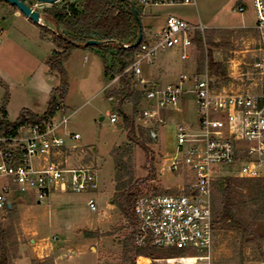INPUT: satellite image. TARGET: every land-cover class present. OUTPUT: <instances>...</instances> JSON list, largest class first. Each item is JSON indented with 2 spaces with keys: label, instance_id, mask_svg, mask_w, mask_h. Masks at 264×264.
<instances>
[{
  "label": "rangeland",
  "instance_id": "374dc122",
  "mask_svg": "<svg viewBox=\"0 0 264 264\" xmlns=\"http://www.w3.org/2000/svg\"><path fill=\"white\" fill-rule=\"evenodd\" d=\"M244 1L248 9L242 18L250 25L255 24L252 0ZM44 8L46 6H42L40 12ZM232 18L240 19L239 13ZM218 40V47L212 49V59L224 66L226 75L213 77L215 88L220 90L218 92L234 93L248 89L249 79L255 78L252 63L258 55L254 32H235L220 36ZM94 52L88 49V55H71L64 64L69 86L65 97L67 107L64 110L61 107L53 118L58 121L68 117L59 135L77 134L79 140L73 142L66 137L67 147L51 160L62 168H93L97 190L81 194L56 193L40 201L23 194L20 195L22 204L12 199L11 213L0 210V264H136L138 257L134 259L124 249V241L132 230L131 222L113 204L115 166L111 152L116 147L130 150L123 161L132 171V192L138 191L137 198L149 191L151 195L178 194L189 181L186 172H171L169 166L177 155V127L192 129L197 126L195 104L187 102L185 107H180V112L166 111L163 123H159L142 118V102L135 110L126 102L121 109L133 122L132 135L117 112L119 96L104 98L105 93L119 89V80L109 81L104 76L102 63ZM191 55V62L182 64L183 70L191 63L195 68L198 66V50ZM15 59L21 64L24 76L35 72L34 64L25 57L16 55ZM46 74L49 76L48 72ZM8 99L6 89L0 86V109L4 103L5 108ZM111 113L117 115L115 124L109 121ZM11 120H15L14 117ZM139 127L152 133L151 142L140 136ZM136 140L146 142L148 153L134 143ZM219 175L213 183V199L217 197L216 183L233 178L243 198L235 195L232 211L250 235L243 236L241 230L230 227L215 230L211 264H264V209L261 202H250L247 188L253 185L228 168H221ZM88 199L94 200L95 212L87 207ZM87 233L93 237H87Z\"/></svg>",
  "mask_w": 264,
  "mask_h": 264
},
{
  "label": "built area",
  "instance_id": "2783aa9c",
  "mask_svg": "<svg viewBox=\"0 0 264 264\" xmlns=\"http://www.w3.org/2000/svg\"><path fill=\"white\" fill-rule=\"evenodd\" d=\"M193 3L194 0H139L142 8ZM252 5L258 55L252 63L255 78L249 79L248 89L218 92L207 67L203 73L181 74L176 84L160 86L146 81L141 75L143 62L172 49H179L180 60L188 61L197 35L204 41L203 25L191 26L173 16L166 18L160 34L140 43L134 62L123 72L142 93V118L163 123L166 111L180 112L184 95L192 98L197 111L195 128L177 127V155L169 166L171 172H186L188 183L178 194L139 196L132 209L134 246L174 250L178 256L138 257L136 264L140 260L145 264H211L212 189L221 168L243 179L264 180V0H252ZM237 12L242 13L243 8ZM116 80L119 77L113 81ZM109 121L115 124L117 115L111 113ZM67 122L68 117L58 121L52 118L21 126L13 135H0V210L9 205L13 194L32 192L40 201L55 192L81 194L97 190L93 168H62L51 160L67 147L66 137L73 142L79 140L77 134L59 135ZM87 207L96 211L93 199L87 201Z\"/></svg>",
  "mask_w": 264,
  "mask_h": 264
},
{
  "label": "trees",
  "instance_id": "16d2710c",
  "mask_svg": "<svg viewBox=\"0 0 264 264\" xmlns=\"http://www.w3.org/2000/svg\"><path fill=\"white\" fill-rule=\"evenodd\" d=\"M0 1L3 2L2 0ZM131 5H134L139 17L140 10L136 7V4L130 3L128 0H83L79 6L65 3L63 5L52 4L50 7L44 8L41 14L53 27V31L43 26H37L41 30V37L48 39L54 47V51L47 61L46 67L48 75L58 80V86L51 91L47 110L42 115H35L28 110H22L14 123H8L5 121L4 103L0 109V135H13L14 131L21 126L45 123L55 116L68 93V78L64 64L76 49L94 50L102 63L104 76L109 81L119 77V89L105 93L104 98L108 100L116 95L119 96L117 112L125 127L134 135L133 122L121 109L122 105L128 102L135 110L139 108L142 102V93L136 91L132 86L131 79L123 75V72L134 62L135 56L140 51V45L136 48L132 47L137 39L138 29L131 13ZM212 36V32H205L204 41L200 38H196L193 41L199 52L197 72L203 73L205 67H207L211 76L225 77L224 66L221 63L214 62L212 59L210 49L218 46L212 42ZM144 40L142 35L141 42H144ZM88 41H95L100 44L85 47ZM124 46L127 47L124 48ZM205 48L209 50L206 51ZM0 86L5 88L1 81ZM138 130L140 136L142 138L145 137L146 142L152 141V133L143 131L140 127ZM134 143L143 152L148 153V149L144 143H140L138 140ZM122 150L124 151L125 149L116 147L111 152V157L115 166V197L113 204L117 206L121 215L131 222L132 226L130 235L124 241V249L134 259L136 257L152 259L177 257L178 253L174 250H160L149 245L142 248L134 246L135 224L134 218H130V214H132L138 191L132 192V171L129 167H126V163L123 161L124 157L130 153V150L127 149L124 154L119 155L120 152H123ZM124 178L127 179L124 181ZM244 182L253 185L247 188L250 202L253 204L261 202L264 209V181L246 180ZM235 183L236 181L233 178L223 179L222 183H216V199H213L212 192L214 231L230 227L241 230L243 236H249L250 234L244 229L240 220L234 216L232 211L235 195L240 194L243 198L242 192L237 188L238 186ZM149 193L150 191L145 195H151ZM4 210L11 213L12 208L10 209L8 206H5ZM86 236L93 237L89 233Z\"/></svg>",
  "mask_w": 264,
  "mask_h": 264
},
{
  "label": "crops",
  "instance_id": "0c3cea01",
  "mask_svg": "<svg viewBox=\"0 0 264 264\" xmlns=\"http://www.w3.org/2000/svg\"><path fill=\"white\" fill-rule=\"evenodd\" d=\"M128 1L136 4V7L140 10L139 20L145 40H150L155 35L160 34L164 29L165 20L169 16L185 21L191 26L203 25L206 29L205 32L213 33L212 42L216 45L219 44L218 38L220 36L224 37L235 32H254L252 29L254 24L250 25L242 18V15L248 9L244 0H194L193 4L186 6H155L146 8L140 7L139 0ZM82 2L83 0H58L55 4L71 3L79 6ZM26 3L29 7L39 12L42 6H46V8L50 6L37 0L27 1ZM240 7L243 8V12L239 13L240 19L235 20L232 17L237 14V9ZM39 26L53 31V27L44 19L42 14ZM0 31V81L9 95L7 105L4 108L5 121L14 123L22 110H28L35 115L44 114L47 110L49 95L58 86V80L46 74V63L54 51L53 45L48 39L41 37V30L37 24L29 21L16 8L1 1ZM254 34L256 36L255 32ZM193 45L194 47L189 51L190 58L188 61H181L180 50L172 49L174 52L169 50L158 53L150 62H143L140 66L142 77L153 85L163 86L176 84L181 74H192L197 71V67L195 68L192 63L184 70L181 68L182 64L191 62V54L196 50L194 42ZM214 48L210 49L211 54ZM256 49L257 43L255 51ZM87 51L88 49H76L71 55H88ZM16 55H21L22 58L25 57L34 64L35 72H32V75H23V72L20 71L21 64L15 61ZM144 66L148 67L145 68ZM183 98V107L186 106L187 102H193L188 95H184ZM61 107L63 110L67 107L65 99ZM163 114L162 119L164 120ZM12 117L15 120H11ZM56 193L59 192L52 193L51 196ZM27 194L36 197L35 193L29 192ZM12 199L18 201L19 204L23 203L20 195L13 194L10 198V209L12 208Z\"/></svg>",
  "mask_w": 264,
  "mask_h": 264
},
{
  "label": "water",
  "instance_id": "95a60500",
  "mask_svg": "<svg viewBox=\"0 0 264 264\" xmlns=\"http://www.w3.org/2000/svg\"><path fill=\"white\" fill-rule=\"evenodd\" d=\"M2 1L16 8L24 17H26L33 24L40 25V16H41L40 12L32 9L26 3L27 1H33V0H2ZM37 1L40 3L52 5L55 4L56 1L58 0H37ZM130 9L138 29L137 39L135 43L132 45V47L136 48L140 45L142 40V29L136 8L134 7V5H131ZM99 44H100L99 42L88 41L85 44V47L97 46ZM8 208H10V205H8Z\"/></svg>",
  "mask_w": 264,
  "mask_h": 264
},
{
  "label": "bare ground",
  "instance_id": "6f19581e",
  "mask_svg": "<svg viewBox=\"0 0 264 264\" xmlns=\"http://www.w3.org/2000/svg\"><path fill=\"white\" fill-rule=\"evenodd\" d=\"M140 261H142V262H143L142 264H145V262H144L143 260H140ZM171 262H172V261L170 260V261H169V263H171Z\"/></svg>",
  "mask_w": 264,
  "mask_h": 264
}]
</instances>
